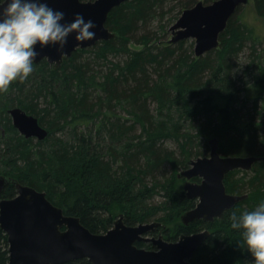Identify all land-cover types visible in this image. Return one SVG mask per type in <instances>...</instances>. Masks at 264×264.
I'll use <instances>...</instances> for the list:
<instances>
[{
  "label": "trees",
  "instance_id": "obj_1",
  "mask_svg": "<svg viewBox=\"0 0 264 264\" xmlns=\"http://www.w3.org/2000/svg\"><path fill=\"white\" fill-rule=\"evenodd\" d=\"M198 2L124 3L107 21L115 38L78 49L59 69L46 60L34 64L26 80L0 92V125L7 132L0 137V175L45 192L93 233L111 229L118 211L130 226L164 224L171 242L211 229L193 264H251L230 217L264 202V163L251 173L227 175L228 193L249 197L222 220L188 227L180 222L196 202L178 189L175 173L188 167L189 158L205 157L209 137L218 139L224 156L264 155V51L255 56L262 41L240 21V7L219 49L198 58L194 41L171 44L172 24ZM254 2L264 17V0ZM248 47L250 89L239 83L237 72ZM247 99L255 100L252 111ZM16 107L39 119L49 132L45 140L26 139L14 128L9 110ZM14 196L16 187L8 185L0 200ZM138 246L152 249L151 243ZM0 264H9L1 226Z\"/></svg>",
  "mask_w": 264,
  "mask_h": 264
},
{
  "label": "water",
  "instance_id": "obj_2",
  "mask_svg": "<svg viewBox=\"0 0 264 264\" xmlns=\"http://www.w3.org/2000/svg\"><path fill=\"white\" fill-rule=\"evenodd\" d=\"M133 0H48L50 6L65 12L70 21L81 13L95 24L93 40L76 45L70 36L64 48L49 46L37 52L34 64L46 60L59 69L66 58L78 49H89L102 41L116 37L107 27L110 13ZM249 0H216L211 4L199 1L194 7L182 12L170 31L171 44L194 40L196 57H202L220 47V36L230 19ZM13 126L26 139L45 140L49 132L40 125L39 119L21 108L9 110ZM208 157L188 162V168L177 175L185 180L184 191L196 206L181 216L188 227L195 221L213 223L222 220L226 211L248 199L249 195H235L227 191L225 179L231 172H252L256 163H264L263 156H222L219 141H210ZM199 178L201 182H195ZM8 185L16 187V196L0 200V226L9 242V264H67L88 260L90 264H193L196 251L211 236L209 229L192 234H182L175 242L165 239L166 226L160 222L126 224L124 215L114 221L106 233L96 234L85 227L81 219L66 215L64 210L48 200L45 192L24 185L11 177L0 175V195ZM158 230L157 237L149 234ZM139 243H151L153 250L141 248Z\"/></svg>",
  "mask_w": 264,
  "mask_h": 264
},
{
  "label": "clouds",
  "instance_id": "obj_3",
  "mask_svg": "<svg viewBox=\"0 0 264 264\" xmlns=\"http://www.w3.org/2000/svg\"><path fill=\"white\" fill-rule=\"evenodd\" d=\"M65 12L48 0H0V92L14 81H24L34 71L36 48H64L74 35L76 45L95 38V24L81 13L70 21ZM231 228L239 230L242 247L253 257L251 264H264V202L239 215L233 212Z\"/></svg>",
  "mask_w": 264,
  "mask_h": 264
},
{
  "label": "rangeland",
  "instance_id": "obj_4",
  "mask_svg": "<svg viewBox=\"0 0 264 264\" xmlns=\"http://www.w3.org/2000/svg\"><path fill=\"white\" fill-rule=\"evenodd\" d=\"M199 1H203L206 5L213 3V2L207 3V0H199ZM241 7H242V9L240 10V12L238 14V17L240 18V21L242 23H244L249 28V30L253 33V35L255 37L259 38L262 41V44L261 45H258V47H257V53L255 54V56H256L257 54L262 53V51H264V17L260 16L257 13V11L255 9V2H254V0H249V3L247 5H242ZM170 15H173V13L170 14ZM176 21L172 25H174L176 23ZM172 38H173L172 37V32L170 31V33H169V39L171 40ZM191 41H194V40H191ZM194 47H195V45H194ZM248 48L249 49H247V48L245 49V51L247 53L243 55L245 58L244 59H241L239 68H237V72H239V77H240L239 83L241 85L247 87V89H250L251 86H252V77L250 75L251 72L248 73V71L246 70L247 67H248V65H249V61L246 59V57L249 54V52L251 51L250 50V47H248ZM85 56H87V55H85ZM242 95H245V93L242 94ZM248 95H251V94L248 93ZM249 97L255 98V96H249ZM254 101L255 100H253V99H247V103H246L247 109H249V110L252 111L253 104H254L253 102ZM6 135H7V132H5L4 130H2V127L0 125V137L1 136H6ZM214 138L215 137H209L208 140H207V142L208 141H211ZM210 152H211V148L207 150L205 157H208L210 155ZM191 159L192 158H189V160H191ZM183 169H186V168H183L182 167V168H180L175 173L176 174L175 175L176 176V179L178 180L177 181L178 189L181 188L182 190H184L185 181L184 180H180L179 178H177V175ZM248 173H251V172H248ZM120 214L121 213L118 211V214H117L118 217H119ZM117 215H116V217H115L114 220L118 219ZM180 222H181V220H180Z\"/></svg>",
  "mask_w": 264,
  "mask_h": 264
},
{
  "label": "flooded vegetation",
  "instance_id": "obj_5",
  "mask_svg": "<svg viewBox=\"0 0 264 264\" xmlns=\"http://www.w3.org/2000/svg\"><path fill=\"white\" fill-rule=\"evenodd\" d=\"M12 123H13V122H12ZM32 139H33V138H32ZM35 140H37V139H35ZM256 164H257V163H256ZM256 164H255V165H256ZM254 167H255V166H254ZM187 168H188V167H187ZM197 179H199V178H196V179H194L193 181L200 183V182H201V179H200V181H198ZM196 180H197V181H196ZM0 196H1V195H0ZM186 197H187V196H186ZM193 201H195L196 204H197V201H196V200H193ZM206 223H208V222H206ZM206 230H207V229H206ZM209 230L211 231V229H209ZM155 231H157V234L154 233ZM155 231H153L152 233H150L149 236H150V237H157V236L159 235L160 232H159L158 230H155ZM211 233H212V231H211ZM163 234H164V232H163ZM152 249H153V247H152Z\"/></svg>",
  "mask_w": 264,
  "mask_h": 264
}]
</instances>
